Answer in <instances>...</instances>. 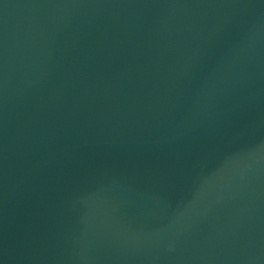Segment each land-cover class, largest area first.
<instances>
[{
    "label": "water",
    "instance_id": "1",
    "mask_svg": "<svg viewBox=\"0 0 264 264\" xmlns=\"http://www.w3.org/2000/svg\"><path fill=\"white\" fill-rule=\"evenodd\" d=\"M0 264H264V0H0Z\"/></svg>",
    "mask_w": 264,
    "mask_h": 264
}]
</instances>
